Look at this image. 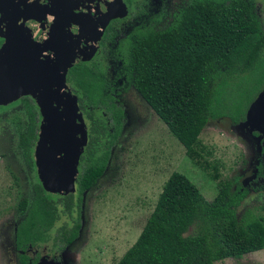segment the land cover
<instances>
[{
	"label": "trees",
	"instance_id": "1",
	"mask_svg": "<svg viewBox=\"0 0 264 264\" xmlns=\"http://www.w3.org/2000/svg\"><path fill=\"white\" fill-rule=\"evenodd\" d=\"M148 5L138 7L125 37L119 38L116 28L120 19L106 27L102 52L109 56L111 79L97 62H79L69 70L79 105L90 119L77 192L53 198L41 182L34 185L31 202L24 199L19 205L25 218L17 246L23 252L48 240L62 214L71 224L57 228L54 246L65 252L78 238L84 194L104 175L124 131L126 109L119 95L131 85L188 153L211 120L244 117L264 91V27L253 3L192 0L163 28L157 26L166 15L165 1ZM18 95L29 119L19 146L34 169L44 116L32 94ZM98 109L108 120L99 117ZM236 186L233 190L226 183L209 200L186 173L173 172L141 233L114 264H216L264 250V218L239 219L237 208L249 190ZM191 227L195 233L186 236ZM29 258L21 254V264H37Z\"/></svg>",
	"mask_w": 264,
	"mask_h": 264
},
{
	"label": "rangeland",
	"instance_id": "2",
	"mask_svg": "<svg viewBox=\"0 0 264 264\" xmlns=\"http://www.w3.org/2000/svg\"><path fill=\"white\" fill-rule=\"evenodd\" d=\"M53 1H60L63 5L57 8ZM163 1L167 11L158 28L167 27L192 2L74 0L71 4L68 0H51L41 4L37 0H31L29 6L35 5L34 12L41 19L44 28H60L67 35V41L62 37L59 45L66 43L68 47L85 43L75 57L69 54L73 58L63 62V71L65 67L71 69L72 65L79 62H97L111 79L113 70L110 59L102 52L104 29L112 21L120 19L116 28L120 30L119 38H123L133 27V16L141 2L148 8L149 2L161 4ZM248 1L256 6L264 27V0ZM100 7L101 13L87 18L86 21H90V24L86 34L84 23L81 18L76 19V14L81 11H84L81 15L86 14L87 10L94 13ZM8 8L9 3L0 0V56L9 57V63L19 69L22 61L18 42L11 36V28L1 23ZM92 21L96 22L93 24ZM89 31V38L94 43L90 52L92 44L90 40H86ZM31 35L32 39L36 37L34 33ZM87 42L90 43L87 45ZM0 71L6 75L12 74L5 72L2 67ZM2 83L3 79H0V90ZM65 83L63 90L70 97L69 101H72L71 111H68L71 122L64 138V142L69 145L66 149H61L63 155L58 154L59 160L55 163L53 151L49 147L51 140L44 137L40 144L42 130L33 152L36 160L34 169L26 162L19 146V136L27 130L29 121L18 95L19 91L7 93L12 97L9 101L0 94V264H21V254L29 255V263L37 259V264H114L135 242L154 211L165 182L177 170L186 173L209 200L226 183H231L233 190L241 183L249 193L237 208L239 219L264 218V91L255 99L244 117L234 121L227 117L211 120L193 151L188 153L154 109L131 85L119 95L126 109L124 131L111 150L104 175L84 194L82 227L76 241L65 252H59L54 246L57 228L66 222L71 224L70 219L62 214L48 240L29 245L26 252L20 250L17 246V230L25 214L21 213L19 205L24 199L31 202L34 185L41 182L53 198L59 197L63 188L67 192L77 187L76 177L80 171L81 155L87 145L86 143L79 152L78 142L89 138L90 122L79 105L73 81L67 76ZM97 114L101 119L108 120L104 110L98 109ZM60 147L61 145L58 146ZM50 160L54 162L53 174ZM56 164L65 169L62 175L66 176L67 182H63L56 172ZM59 213L61 214V209ZM195 231V227H191L186 236ZM216 264H264V250L250 253L240 260L226 259Z\"/></svg>",
	"mask_w": 264,
	"mask_h": 264
},
{
	"label": "water",
	"instance_id": "3",
	"mask_svg": "<svg viewBox=\"0 0 264 264\" xmlns=\"http://www.w3.org/2000/svg\"><path fill=\"white\" fill-rule=\"evenodd\" d=\"M6 1L9 3L10 8H8V11L4 12L5 18L1 23L11 28V36H14L18 42L19 56H21L20 58L22 62H20L19 69H16L15 65L9 63V57L0 56V67H2L5 72L12 73L6 75L0 71V79H3L0 94L6 101H9L12 97L11 95H7V93L13 90L19 91L18 93L26 91L37 99L44 112L42 123L43 135L39 138L40 144H42V139L44 137L51 140L49 147L50 150L52 149L53 151L52 155H54L56 163V161L59 160L58 154L63 155L61 149L63 147L66 149L69 145V143L64 142V138L66 136V128L71 122V116L68 111H71L70 109L72 108V101H69L70 97H68L63 90V88L65 89L64 83L67 79L70 68L65 67L66 69L63 71L61 66H63V62H66V60H71L75 57L78 54V51L84 47L83 45H85V43L81 46V43L68 47H66V43L59 45L58 42H60L62 37L67 41V35L62 33L60 28L56 30H48L47 28H44L41 19L36 12H34L35 5L33 7L29 6L31 0ZM68 1H71L72 4L74 0ZM38 2L45 4V2H51V0H37V3ZM53 3L57 8L63 5L60 1H53ZM102 6L103 5H101V7ZM101 7L94 13H90V10H87L86 14L81 15L84 11L76 14V19L81 18L82 23H84L86 34L89 29L88 24H90V21H86L87 18H91V15H95L98 12L101 13ZM94 22L96 21H92L93 24ZM105 29L103 33L105 32ZM32 33L36 35L33 39L31 35ZM89 37L90 31L86 38V40H90L92 44V47L89 50L90 52L94 47V43ZM90 42H87L86 44L88 45ZM15 47H17L16 44ZM70 53L73 55L71 58L69 56ZM86 143L87 139L84 142H78V147L80 148L79 152ZM59 145H61L60 148H58ZM56 156L58 157L56 158ZM50 165L53 174L54 171L52 165H54V162L52 160H50ZM56 166V172L60 174V178L63 182H67V179L65 178L66 176L64 177L62 175L65 169L63 167L60 168L57 164ZM65 191L66 190L63 188L60 196H64L70 192H77V187L73 191Z\"/></svg>",
	"mask_w": 264,
	"mask_h": 264
},
{
	"label": "flooded vegetation",
	"instance_id": "4",
	"mask_svg": "<svg viewBox=\"0 0 264 264\" xmlns=\"http://www.w3.org/2000/svg\"><path fill=\"white\" fill-rule=\"evenodd\" d=\"M142 4H144V2H141V3H140V5H142ZM140 5H139V6H140ZM135 13H136V12H135ZM125 122H126V121H125ZM124 128H125V127H124ZM41 242H42V241H41ZM53 244H54V239H53ZM58 251H59V250H58ZM59 252H60V251H59ZM34 261H35V260H34ZM34 261H33V262H34ZM36 261H37V259H36ZM37 262H38V261H37Z\"/></svg>",
	"mask_w": 264,
	"mask_h": 264
}]
</instances>
